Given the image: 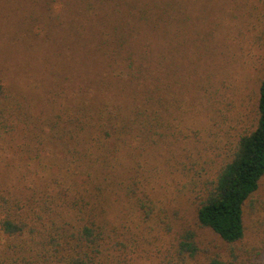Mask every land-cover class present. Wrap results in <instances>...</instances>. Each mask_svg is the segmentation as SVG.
I'll return each instance as SVG.
<instances>
[{
  "label": "rangeland",
  "instance_id": "obj_1",
  "mask_svg": "<svg viewBox=\"0 0 264 264\" xmlns=\"http://www.w3.org/2000/svg\"><path fill=\"white\" fill-rule=\"evenodd\" d=\"M83 3L89 4L88 14L81 12ZM110 6L121 14L108 19V32L94 9L107 14ZM84 13H95L91 18L103 36L96 25L87 24ZM123 16L131 24L123 30L128 41L121 50ZM133 18L145 34L132 24ZM117 54L123 66H131V79L122 87V100L113 94L109 105L125 102L120 114L137 108L135 117L142 113L149 130L140 132L138 125L131 137L124 136L128 139L116 154L115 170L129 168L122 176H132L134 195L152 214L141 223L116 188L103 194L108 211H117L130 231L145 237L142 246L152 253L153 264H168L171 246L186 233L193 234L199 258L225 255L227 246L198 227L196 214L209 183L256 119L264 77V0H0V77L40 129H49L53 117L68 107H79L87 88L93 89L90 105L100 106L115 74L127 72L116 67ZM104 80L107 87L101 92ZM39 134L44 141L37 146L44 150L47 137ZM58 148L50 157L62 166L47 162L43 152L42 157L34 155L37 161L30 169L22 168V153L13 150L0 162V169L3 162L13 168L0 170L4 187L24 197L45 188L50 175L55 184L67 183L63 173L68 181L73 172L77 178L75 164L61 172L67 165ZM243 220L245 239L237 247L261 249L245 264H264V176L244 205Z\"/></svg>",
  "mask_w": 264,
  "mask_h": 264
},
{
  "label": "trees",
  "instance_id": "obj_2",
  "mask_svg": "<svg viewBox=\"0 0 264 264\" xmlns=\"http://www.w3.org/2000/svg\"><path fill=\"white\" fill-rule=\"evenodd\" d=\"M85 5L82 4L81 12L88 14L89 4ZM101 9H94L97 11L96 20H103V28H109L108 32H111L108 19L114 18L115 14L119 18L121 10L110 6L107 14H102ZM57 11L53 9V12ZM85 13L87 24L96 25L95 31L98 32L99 27L91 18L95 13ZM123 14L129 16L127 11ZM124 16L121 19L124 22L121 27L123 34L117 33L120 43H123L118 47L121 50L124 42L128 41L123 30L128 22L131 24V19ZM132 24L145 34L138 19L133 18ZM112 29L115 32L114 26ZM99 34L103 36L104 32ZM116 57L120 61L115 63L116 67L127 72H117L110 87L105 85L104 80L101 92L107 87L109 95L102 104L97 107L90 105L93 103L90 97L93 89L87 88L79 107H68L64 114L53 117L48 124L49 129H40L36 121L29 119L23 102L0 77V162L5 161L13 150L19 149L22 168L30 169V165L37 161L34 155L39 158L43 152L48 157L47 162H54L60 167L62 165L50 156L61 147L67 165L61 168V172L71 169L72 164L76 165L78 172L77 178L73 172L69 181L67 174L63 173L67 183L55 184L56 180L53 181V175H50L51 180L45 181V188L33 189L29 196L24 197L11 193L0 178V264H153L152 253L142 246V238L145 237H138L130 231L126 222L116 216L117 211H108L109 203L105 205L108 199L103 195L112 188L123 191L141 223L151 218L152 211L146 209L142 199L134 195L130 183L132 176H122V172L129 168L119 172L115 170L116 154L121 152L128 139L124 136L131 137L132 131L140 126V132L149 130L145 129L148 119H143L142 113L135 117L137 108H133L132 114H120L118 111L125 102L114 108L109 105V97L113 94L122 100V87L128 86L131 79L128 74L131 66H123L121 54L113 55V58ZM128 61L129 65L136 67L135 61L130 58ZM39 132L47 137L44 150L37 146L44 141ZM2 164H5L0 169L3 172L13 169L6 162ZM263 176L264 77L259 85L254 125L239 138L232 158L209 183L210 188L204 193L197 209L198 227L210 230L227 246L225 255L214 253L199 258L201 255H198L193 234L186 233L171 246V260L166 263L245 264L259 255L261 249L245 251L237 245L245 239L244 205L258 189Z\"/></svg>",
  "mask_w": 264,
  "mask_h": 264
}]
</instances>
